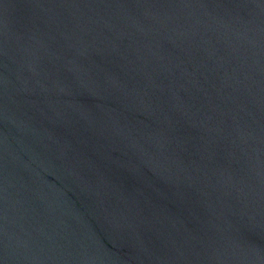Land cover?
Listing matches in <instances>:
<instances>
[{
  "label": "water",
  "instance_id": "95a60500",
  "mask_svg": "<svg viewBox=\"0 0 264 264\" xmlns=\"http://www.w3.org/2000/svg\"><path fill=\"white\" fill-rule=\"evenodd\" d=\"M0 264H264V0H0Z\"/></svg>",
  "mask_w": 264,
  "mask_h": 264
}]
</instances>
